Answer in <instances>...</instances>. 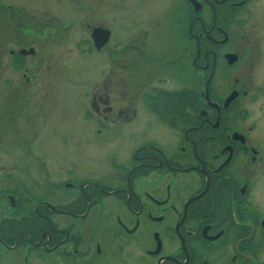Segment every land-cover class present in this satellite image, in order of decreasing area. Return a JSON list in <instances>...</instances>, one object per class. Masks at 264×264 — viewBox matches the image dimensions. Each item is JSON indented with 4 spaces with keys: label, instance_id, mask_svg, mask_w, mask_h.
Returning a JSON list of instances; mask_svg holds the SVG:
<instances>
[{
    "label": "flooded vegetation",
    "instance_id": "1",
    "mask_svg": "<svg viewBox=\"0 0 264 264\" xmlns=\"http://www.w3.org/2000/svg\"><path fill=\"white\" fill-rule=\"evenodd\" d=\"M183 1L178 21L188 40L175 50L171 41L162 47L158 33L122 42L118 61L131 51L136 63L135 106L112 110L108 93L93 99L89 124L65 132L74 157L58 165L52 192L35 190L26 169L20 178L3 174L0 264H264V210L251 198L264 187L263 120H253L258 90L250 95L264 76V0ZM1 8L11 24L24 15L14 24L22 41L9 56L10 66L27 71L35 44L52 30L12 4ZM166 17L162 37L170 35ZM88 27L87 50L77 44L78 52L108 53L111 29ZM98 28L110 34L100 50ZM173 56L201 72L202 89L187 92L192 104L177 107L174 75L165 76L174 74Z\"/></svg>",
    "mask_w": 264,
    "mask_h": 264
},
{
    "label": "rangeland",
    "instance_id": "2",
    "mask_svg": "<svg viewBox=\"0 0 264 264\" xmlns=\"http://www.w3.org/2000/svg\"><path fill=\"white\" fill-rule=\"evenodd\" d=\"M2 3L12 4L17 11L35 18V23L45 24L52 30V35L48 36L50 31L47 32L42 41L35 44L37 55L28 58L27 71L23 67L10 66L9 56V49H16L17 43L22 41L20 36L16 38L21 33L14 24L23 20L24 15L16 16L11 24L6 10L1 8ZM184 5L183 0H0V183H3L4 173L20 178L22 169H26L24 172L33 183L31 186H36L33 187L35 190L45 187L48 191L42 194L52 192L50 183L56 179L58 165H70L74 157L69 151L71 144L65 142V132L72 126L89 124L83 118L86 112L93 110V99L108 93L112 110L119 107L132 110L135 106L137 85L132 79L136 63L131 51H127L130 55L124 62L118 61L121 46L136 38L142 43L147 32L148 38L159 34L164 41L162 47L171 41L172 51L175 50L180 42L188 40L185 39L187 28L178 21L182 19L179 8L183 10ZM168 15L170 35L162 37L159 29L169 27L165 23ZM89 24L111 29L108 53L93 49L89 54L76 49L79 44L87 50L85 41L90 33ZM121 37L123 41L118 40ZM148 43L152 41L148 40ZM178 50L174 56L179 57ZM174 56V74L166 71L162 74L167 73L165 76L169 79L174 75L176 92L187 93L191 87L202 89L203 86L197 85L198 80L203 79L201 72L176 63ZM112 57L116 59L112 60ZM153 58L157 64L160 57ZM23 74L29 82H25ZM230 75L235 79V72ZM122 76L125 82H119ZM107 77L108 84L104 83ZM166 85L170 87L168 82ZM253 91L260 95L259 99L253 98L251 106L254 107L253 120L256 117L263 120L258 133L264 144V76L253 80L250 95ZM177 107H181L179 102ZM135 124L131 123L130 127ZM48 183L51 186H47ZM261 189L251 198L264 210V187Z\"/></svg>",
    "mask_w": 264,
    "mask_h": 264
},
{
    "label": "water",
    "instance_id": "3",
    "mask_svg": "<svg viewBox=\"0 0 264 264\" xmlns=\"http://www.w3.org/2000/svg\"><path fill=\"white\" fill-rule=\"evenodd\" d=\"M94 39H95V42H96V49L97 50H100L109 40V37H110V34H109V31L107 30H103V29H95L94 30ZM22 53H27V51H21ZM227 59H228V63L229 64H233L237 61V57L236 55L234 54H229V56H227ZM206 97L208 98V101L210 102L209 100V97H208V94L206 95ZM237 93L234 92L232 93L231 95V98H229L226 103H225V106L228 105L229 102H231V100H234L235 98H237Z\"/></svg>",
    "mask_w": 264,
    "mask_h": 264
},
{
    "label": "trees",
    "instance_id": "4",
    "mask_svg": "<svg viewBox=\"0 0 264 264\" xmlns=\"http://www.w3.org/2000/svg\"><path fill=\"white\" fill-rule=\"evenodd\" d=\"M177 102L181 104V106L192 104L193 98H191L186 92L177 91L176 92Z\"/></svg>",
    "mask_w": 264,
    "mask_h": 264
}]
</instances>
